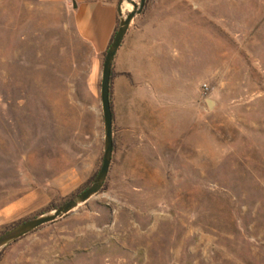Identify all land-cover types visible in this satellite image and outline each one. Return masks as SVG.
<instances>
[{
    "label": "rangeland",
    "instance_id": "374dc122",
    "mask_svg": "<svg viewBox=\"0 0 264 264\" xmlns=\"http://www.w3.org/2000/svg\"><path fill=\"white\" fill-rule=\"evenodd\" d=\"M105 51L69 0H0V234L94 179ZM112 69L102 188L0 264H264V0H145Z\"/></svg>",
    "mask_w": 264,
    "mask_h": 264
},
{
    "label": "water",
    "instance_id": "95a60500",
    "mask_svg": "<svg viewBox=\"0 0 264 264\" xmlns=\"http://www.w3.org/2000/svg\"><path fill=\"white\" fill-rule=\"evenodd\" d=\"M132 6V9L127 13H123L119 7L118 15L119 22L116 32L106 48L102 69H101V80H100V99L103 116V127H104V140H103V155L100 168L96 173L91 184L85 189L75 194L62 204L41 213L37 216L31 217L24 221H21L0 234V251L6 246L10 245L17 239L24 235L34 231L42 225L51 223L60 218H63L70 212L74 211L81 204L86 203L89 199L94 197L102 188L109 171V167L112 159V113L109 102V86H110V71L112 68V62L114 56L121 45L124 35L128 29V26L133 17L139 14L143 8L145 0H124ZM209 106L212 105L211 101H208Z\"/></svg>",
    "mask_w": 264,
    "mask_h": 264
},
{
    "label": "crops",
    "instance_id": "0c3cea01",
    "mask_svg": "<svg viewBox=\"0 0 264 264\" xmlns=\"http://www.w3.org/2000/svg\"><path fill=\"white\" fill-rule=\"evenodd\" d=\"M77 34L95 53L106 50L119 19L116 0H69ZM113 63V62H112Z\"/></svg>",
    "mask_w": 264,
    "mask_h": 264
},
{
    "label": "trees",
    "instance_id": "16d2710c",
    "mask_svg": "<svg viewBox=\"0 0 264 264\" xmlns=\"http://www.w3.org/2000/svg\"><path fill=\"white\" fill-rule=\"evenodd\" d=\"M118 22H119V19H118V21H117V26H118ZM117 26L115 27V30H114V32H113V34H112V36H111V39H110V41H109V44H110V42H111V40H112V38H113V36H114V34H115V32H116ZM109 44H108V45H109ZM107 47H108V46H107ZM115 75H116V73H115V72L113 71V69L111 68V71H110V83H111L112 78H113ZM109 94H110V86H109ZM109 102H110V100H109ZM110 107H111V103H110ZM111 113H112V108H111ZM114 144H115V140H114V138H112L113 149H114Z\"/></svg>",
    "mask_w": 264,
    "mask_h": 264
},
{
    "label": "bare ground",
    "instance_id": "6f19581e",
    "mask_svg": "<svg viewBox=\"0 0 264 264\" xmlns=\"http://www.w3.org/2000/svg\"><path fill=\"white\" fill-rule=\"evenodd\" d=\"M132 9V8H131Z\"/></svg>",
    "mask_w": 264,
    "mask_h": 264
}]
</instances>
